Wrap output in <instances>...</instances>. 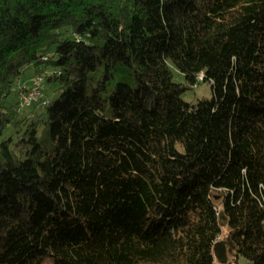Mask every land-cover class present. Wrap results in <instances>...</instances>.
<instances>
[{
  "label": "trees",
  "instance_id": "1",
  "mask_svg": "<svg viewBox=\"0 0 264 264\" xmlns=\"http://www.w3.org/2000/svg\"><path fill=\"white\" fill-rule=\"evenodd\" d=\"M229 262L264 264V0H0V264Z\"/></svg>",
  "mask_w": 264,
  "mask_h": 264
},
{
  "label": "rangeland",
  "instance_id": "2",
  "mask_svg": "<svg viewBox=\"0 0 264 264\" xmlns=\"http://www.w3.org/2000/svg\"><path fill=\"white\" fill-rule=\"evenodd\" d=\"M47 59V57H46ZM38 74H35L34 72V68L32 66H29L26 71L23 73V75L20 77L18 83L13 87L10 97L9 99L13 102L16 103L19 100V95L20 92L19 90L22 89L23 85L25 87V85L30 86V82L31 79L36 76ZM175 79L180 81L182 80V76L178 73H175ZM54 86H51L50 84H46V94L48 96V98L50 99H55L57 98V95L54 94L53 91ZM212 95V90H211V86L208 82H202L200 84H198V86L194 89H190L187 90L184 94V97L187 101H194L197 98H202V97H209ZM31 108L26 107L23 111L22 114L23 115H30L33 118L37 117V113L40 112V108H36L35 112H31ZM224 231L226 232L227 229L225 228ZM231 260V257H230ZM242 262H244V259L241 260ZM220 264V263H217ZM227 264H232L231 262L227 263Z\"/></svg>",
  "mask_w": 264,
  "mask_h": 264
},
{
  "label": "built area",
  "instance_id": "3",
  "mask_svg": "<svg viewBox=\"0 0 264 264\" xmlns=\"http://www.w3.org/2000/svg\"><path fill=\"white\" fill-rule=\"evenodd\" d=\"M45 76L38 74L31 79L30 86L27 85V92H25L24 98H22L19 106L23 109L29 107L31 103H36L43 100L45 103Z\"/></svg>",
  "mask_w": 264,
  "mask_h": 264
},
{
  "label": "bare ground",
  "instance_id": "4",
  "mask_svg": "<svg viewBox=\"0 0 264 264\" xmlns=\"http://www.w3.org/2000/svg\"><path fill=\"white\" fill-rule=\"evenodd\" d=\"M19 92H20V95H19V101H20V103H21L22 98H24V96H25V92H27V85H25V87H24V85H23L22 89H20ZM46 103H48L47 100H45V103H43V104H46ZM32 104H33V103H31V105H32ZM29 106H30V105H29Z\"/></svg>",
  "mask_w": 264,
  "mask_h": 264
}]
</instances>
